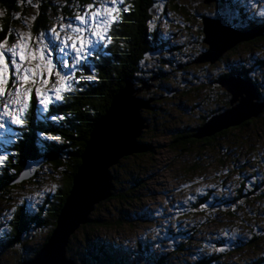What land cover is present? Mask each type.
<instances>
[{
  "label": "rangeland",
  "instance_id": "374dc122",
  "mask_svg": "<svg viewBox=\"0 0 264 264\" xmlns=\"http://www.w3.org/2000/svg\"><path fill=\"white\" fill-rule=\"evenodd\" d=\"M129 1L130 0H124V5L128 6V10L134 4ZM169 1L170 0H160L157 15L153 13L152 10L151 14L155 15L148 20L147 24L150 28L155 27L157 35L162 36L172 45L171 48L165 51L167 53V58L175 62L191 63L190 71H188L190 74H188V72H181V68L184 67L175 69L179 73H176V78L169 77L172 86L178 85L176 79L180 80L181 76L183 77L184 75L186 78H188V76L192 77L191 75H201L207 68L210 76L215 77L217 75L216 69L218 68L219 70V67L222 69L221 66L225 64L224 62L236 63L241 60L240 63L246 65V62H249V60H245L244 62L242 61V58L249 59L250 55L263 56L262 52L259 51L262 50V48L255 46L253 48L257 50H249L246 48H242L245 49V51L239 49L240 52H230V50L223 53L215 62H197L195 60L198 56L204 50H208V45L207 48H205L206 44L203 42V35L199 48L197 49L200 50L196 53L193 60H190L188 53L190 52L193 54L198 46V44L194 42L196 40H192V38L196 39V36L198 38L200 36V30H202L201 26L203 23L202 17L206 16L210 18L211 16L209 15L215 14L219 11V5L217 4L218 0H210L209 2H205L204 0H173L177 5V10L175 12L172 11V4ZM84 2L85 5L93 3V1L87 0ZM253 4L254 8H251V12L257 16L264 17V0H255ZM83 6L79 9L81 14ZM178 6L181 9H178ZM182 9H185L186 11H183ZM204 11H206L207 14L202 15ZM194 13L196 17L194 16ZM234 13L235 15L237 14V12ZM198 16L200 19H198ZM231 19L232 17L229 18V20ZM60 23H72L74 26L78 24L74 18L69 19V17H66L62 11L58 10L57 14L53 15L51 18V24L53 27L58 26ZM19 32L31 33V40L29 43L33 48L35 47L36 37L42 33H37L38 35L33 34L32 26L29 25L22 27ZM63 35L64 33L61 32V36ZM47 36L48 38H46L45 42L52 39L50 32H48ZM56 43L59 42L57 41ZM106 44L107 41L98 43L96 48L101 47V50H104ZM178 44L181 45L179 46ZM7 46H11V44H7L6 47ZM56 50L59 53L55 51L53 52V62L57 64L58 69L62 73L67 72L68 70L64 69L59 63L62 55L61 49L56 48ZM262 51H264V49ZM158 52L159 50H150L151 55L158 54ZM55 54L58 55L59 61L54 59ZM9 55L10 54H8V56L6 55V61L8 60ZM66 58L70 63L71 58ZM17 61L19 62L18 57ZM144 62L155 61L151 58H147ZM35 63L36 62L33 61V64ZM213 63H216V65L218 64V67H213ZM251 63L254 65V62ZM161 65L158 66L160 67ZM232 65L233 64L230 66ZM239 66L243 67L242 65ZM251 69L253 72L252 74L254 75L253 77H259V82H261L260 84L258 83L259 87L264 90V84L262 83V81L264 82V69L260 70V68L255 65ZM7 71L9 79L7 80L5 93L8 91H14V69L10 63ZM155 71H157L156 68ZM76 76H80L79 71L76 73ZM43 78L49 80V86L54 83L56 79L55 76H47ZM155 79L156 77L153 74V77L151 78V80H153L152 83L156 81ZM162 82L163 81L160 82V80H157L156 85L159 86ZM222 83H224V81L220 80L218 88H220L221 91L230 93ZM131 84L136 90L134 92L136 97H139L138 94L142 91L147 92L150 88H154V86L148 81H143L140 86L137 87H135L133 83ZM81 85L82 82L80 80L79 84L74 86L79 88ZM183 85L188 86L186 88L180 86L181 89L184 91L188 90L189 92H191L193 88H196L197 91H200L201 93L213 92V89L218 90L214 83L191 86L188 81H184ZM163 87L165 88V91L157 88L161 93L159 99H154V97H152L146 100L148 101L150 108H142V113L140 112L142 117L144 116L143 118L146 120L145 124H147V127L144 128L141 133L143 135L142 141L140 140L141 136L139 137V140L145 145V150L122 157L120 159L121 166L120 162H118L116 165L110 167L112 181H115L113 177V174L115 173L117 176L116 185L120 190L123 187L122 184L126 186V180L131 179L128 176V172L137 168L135 172H133V175L135 176L133 179H140L139 184H132L133 186L128 187L129 189L124 191L134 190L139 196V199L136 201H123L122 191L120 195L115 196L112 194L110 197L96 204L89 215L90 219L96 214L98 218L111 220L112 222L107 227L102 226L95 231L93 229L92 232H89L88 238L84 233L85 231L83 227L86 224L91 223V220L75 229L72 235L76 233L77 239L71 244L74 246H76L77 243L79 244V246L75 247L76 252L74 251L75 253H71L70 249H68L69 251L67 250V247H69L68 245L71 242L70 236L66 246V255L68 257L70 254L68 258L72 259L75 264H81L83 261H87V254H89V251H94L96 247L98 248L101 244H103L109 252L106 256V258L109 257V259L106 260V258H103L101 264H155L153 263V260H151V257H154V259L159 261L157 264H161V260L164 261L162 264H194L196 260H199L200 256L207 258L208 255L213 254V252H220L221 248H216L215 245L226 241L229 242L232 238H235V233L239 235L240 232L243 231L244 227L240 228L232 226L233 224L227 221L225 217H214V215L211 214V210H215L214 208L205 206L199 207V205L198 207H194V204L195 201L199 199V196L203 197L206 194H214L219 200H222V195L228 194L233 196L241 181V170H245L248 174L250 168L249 165H251V169L253 168L254 170L256 167L257 170L261 172L259 177L264 174V161L259 165L260 160L264 159V119L262 118L258 121H251L247 126L234 130L232 131L233 133L231 132L235 135V139L233 140H238L237 143L239 144L240 149H233L229 146L228 148L232 149H230V153H227L229 155L236 151L238 154V152L241 151L242 153L238 154L237 157L239 158L236 160L241 161L243 166H236L234 168L228 166L227 163L236 158L234 155H229V157L227 156L223 159V162L225 163L218 162L219 149L217 151L214 148L217 146L216 143L208 147L206 146V150H208L207 152L209 154L199 153V157L195 152H200L203 148L198 146L195 141H192L191 143L193 147L190 148L192 153L189 154V152H186L185 154L183 151L177 150L176 146L178 145L177 143H173L172 139L176 137V131H184L190 127L195 128L200 122L199 116L204 114L208 107L202 106L199 108L200 106L197 105L192 106L191 104L195 102L191 100L189 101L188 97L187 99L181 97L180 94L174 92L175 90H170L171 87L166 83ZM171 91H173V93ZM32 101L36 102L37 106L41 108V105L35 98L34 91L31 93L29 111L32 107ZM152 103H155L154 105L160 108L162 113L156 112L155 116L152 115L151 117L153 112L150 110L152 108L150 104ZM179 104H183V106ZM29 111L27 119L30 116ZM220 113H222V111ZM216 115H213V117ZM153 117L157 120L156 123L154 122ZM154 127L157 128L156 131L152 130ZM18 128L20 129L19 126L13 125L10 121H6L5 129H0V155L8 156L7 152H9L8 150L10 148L8 144L12 143L11 140H13L12 138L17 133ZM163 128L167 129V131L165 130L166 133L162 130ZM5 140L10 141V143H4ZM245 141L254 144V152H250L253 159H251L250 162L245 159L244 155H241L246 151L245 147H243L244 145L246 146ZM152 146L155 147V150L146 152V149L152 148ZM15 159H17V157ZM194 162L196 166L194 165ZM4 164L5 161L0 165V170L3 169ZM45 164L48 165L47 167L49 169L47 170L49 171H45V174L42 177L39 176L33 180L34 176L38 174V167H35L34 165L33 167L27 162L21 173H29L31 175L20 181V183H22L20 186L22 187L10 189L7 192L8 196L0 199V236L4 235L3 232L11 231L10 227H17L15 232L11 231L10 234H13L12 237L14 241H16L17 245L19 244L21 247L18 248L19 246H15L10 252H8V254L6 251L3 256L0 257V264H17L21 257H23V259L26 258L27 260L32 259L37 253L35 252L32 254L34 248L40 250L45 242L44 236L48 233V228L28 237V234L26 235L27 232L23 230L25 226L21 225V223L24 225L23 221H19L14 217L15 214L18 213L21 204H24L27 208L33 209L35 205L41 203L45 195L57 193L63 180L60 178V175L58 176L55 172L52 164ZM236 164L239 165L238 162H236ZM10 168L13 172L12 166ZM11 171L10 173H12ZM24 181L27 182L24 183ZM198 188L201 191L198 192ZM114 193H116V191ZM101 205H103V207H101ZM12 209H15V211H12ZM190 209H192V211ZM122 216H127L129 221L134 220L127 222L123 220L124 218ZM130 217L133 219H130ZM215 218L219 220H215ZM115 219H119V222L114 221ZM249 219L252 220L250 217ZM257 219L258 221L261 220L259 218ZM16 231H18V235ZM34 232L35 231H32L31 233ZM217 239H220L221 241L212 243V241ZM223 239L225 240L223 241ZM81 240L82 243H80ZM23 243L25 244V248L22 246ZM91 247L92 249H90ZM215 248L217 251H215ZM82 252H85L86 255H83ZM263 252L264 243H261L252 249H242L241 247H238L223 252L224 254H228V257L226 260L224 259L222 261H224V264L230 262L233 264H241L240 262L246 260L247 262L242 264H252L253 260L258 257L262 258V261L259 260V263L264 264V254L263 256H260ZM166 253L167 256L163 255ZM71 254H74L75 258H72L73 256ZM214 263L215 262H213V264Z\"/></svg>",
  "mask_w": 264,
  "mask_h": 264
},
{
  "label": "trees",
  "instance_id": "16d2710c",
  "mask_svg": "<svg viewBox=\"0 0 264 264\" xmlns=\"http://www.w3.org/2000/svg\"><path fill=\"white\" fill-rule=\"evenodd\" d=\"M84 1L85 0H31V2H29V0H0V41H3L5 37H7V44H13L16 42L15 33L19 32L22 27H26V25L32 26L33 34H39L42 32L45 34L46 38H48L47 34L49 32L48 30L52 27L51 18L53 15L57 14L58 10H60L66 17L73 19L75 14L80 12L79 9H81V6L85 5ZM254 1L255 0H218L217 4L219 5V11L209 16L215 17L223 24H227L240 30L264 28V17L257 16L251 12V8H254ZM129 2H133V6L126 12L121 10L119 22L111 27L109 32L111 43L107 42L104 50H101V47L96 48L88 58L87 63L83 66V74L85 76L95 75L96 79L81 80L82 85L79 88H76L77 90L75 92L65 93V99L50 105L47 112L42 111L41 108L37 106L36 102L32 101L35 104L32 103V107L29 111L30 116L25 122L26 127H20V134L12 143L8 144V146H10L8 150L10 153L7 152L8 156L5 160L4 167L0 170V199L8 196L7 192L10 189L22 187L20 186L22 183L16 182V180L27 162L32 166L34 165L35 167H38V174L34 176L33 180L36 177H42L45 174V171H49L47 170L49 169L47 167L48 165L45 163L52 164L55 172L58 176L60 175V178L63 180L57 193L45 195L41 203L35 205L33 209L27 208L24 204L19 206L18 213L15 214L14 217L19 221H23L24 225L21 222L20 223L22 226H25L23 230L27 232L26 235L28 234V237L48 228L49 231L44 236V240H46L54 229L57 216L72 186L73 175L80 165V156L90 137L92 127L94 123L106 113L113 96L120 90V88L126 85L127 81L133 83L135 87L140 86L143 81H148L154 86L153 89L150 88L149 91H142L138 94L143 100H148L152 97H154V99H159L161 93L157 88L165 91L163 86L166 83L171 87L170 90L173 89L175 90L174 92L180 94L181 97L186 99L188 97L189 101L191 100L195 102L191 104L192 106L197 105L200 106L199 108L207 106V111L199 116V124L195 128H187L188 131H176L177 135L172 139V142L175 144L177 143V150H181L185 154L186 152H189L190 154L192 153L190 148L193 147L191 142L195 141L198 146L203 148L200 152H195L199 157V153L209 154L206 148L216 143L217 148H214L217 151L219 149L218 162H223V159L227 156L229 157V155H234V157H236L234 160L227 163L231 168L243 166L241 161L236 160L239 158L237 157L238 154L242 153L241 151H239L238 154L236 151L229 155L227 153L232 148L240 149L239 144L237 143L238 140H233L235 139V135L232 134V131L247 126L251 121H258L262 118L264 119L263 106L262 111L257 116L245 120L238 125L222 129L212 135L202 137L197 136L198 130L205 125L213 115H216L221 111L224 112L231 107L230 100L232 95L226 91H221V89L218 88L220 80L222 81L233 75L236 76L240 74L245 81L252 83L257 89V100L262 103L264 102V90L258 85V83L260 84L261 82H259V77H253L254 75L252 74L253 72L251 69L254 65L259 67L260 70L264 69V51H262L264 49V30L260 35L258 34L248 40L241 41L230 51L240 52L239 49L242 48L253 50L255 49L253 47L257 46L262 48V50L259 51L262 52L263 56L256 55V57L255 55H250L249 59L242 58V61L244 62L245 60H249V62H246L248 65L241 64V60L236 63L223 61L226 64L223 65L224 68L226 66L228 67L225 70L220 67L218 70V64L216 65V63H213V67L217 68V75L215 77H211L208 73L209 70L206 68L201 75H191L192 77L188 76V78H186L185 75L183 77L181 76V81L176 79L178 85L172 86L169 77L176 78V73H179L175 69L184 67L181 68V72L187 73L190 71L191 63L175 62L167 58V53L165 51L171 48L172 45L162 36L157 35L155 27L150 28L147 24L149 19L155 14L157 15L160 0H130ZM169 2L172 4V11L175 12L177 10V5L173 0H170ZM178 9L181 8L178 6ZM152 10L155 14H151ZM182 10L186 11L185 9ZM234 12H237V14L235 15ZM203 14L205 15L207 12L204 11L202 15ZM17 15L19 18H16ZM194 16L196 17L195 13ZM32 17H35V20H33ZM231 17L232 19L229 20ZM198 19H200V17ZM10 29L13 30L11 35H9ZM202 33V30H200L199 38L197 36L195 37L196 39L192 38V40H196L194 42H196L198 46L193 54L190 52L188 53L190 60H193L196 53L200 50L197 49L199 48L201 38L204 34ZM178 45L180 46L181 44ZM205 48H207V44ZM150 50H159V52L158 54L151 55ZM242 51H245V49H242ZM55 52L59 53L57 50H55ZM54 57L56 61H59L57 54H55ZM219 57L217 59H219ZM147 58H151L155 62H144ZM216 60L202 62H215ZM251 62H254V65ZM231 64L233 65L230 66ZM158 65L161 66L159 67ZM239 65H242L243 67ZM155 68L157 71H155ZM153 74L156 77V81L152 83L153 80H151V78L153 77ZM188 74H190V72H188ZM157 80L163 82L157 86ZM184 81H188L191 86L214 83L218 90L213 89V92L208 91L209 93H201L200 91H197L196 88H193L191 92L188 90L184 91L181 87L186 88L188 86L183 85ZM262 83L264 84L263 81ZM171 92L173 93V91ZM154 104L155 103L150 104L152 107L150 110L153 112L151 117L152 115L155 116L156 112L162 113V110ZM179 105L183 106V104ZM51 116H62L64 119L54 121L51 119ZM153 119L156 123L157 120L154 117ZM152 130L156 131L157 128L154 127ZM162 130L164 132L165 130L167 131L166 128H163ZM51 136H58L60 137V140L57 141L48 138ZM142 136L143 135L141 134V141ZM245 142L246 146L244 145L243 147H245L246 151L241 155H244L245 159L250 162V160L253 159L250 152H254V144L248 141ZM229 146L232 148H228ZM154 150L155 147L152 146V148H147L146 152ZM16 157L17 159H15ZM263 161L264 159L260 160V163L258 162L259 165ZM236 162H238L239 165L236 164ZM194 165L196 166L195 162ZM11 166L13 172L11 171ZM249 167L248 174L245 170H241V181L233 196L228 194L222 195V200H219L214 194H206L203 197L199 196V199L195 201L194 207H198L199 205V207L205 206L214 208L215 210H211L212 212L210 211L214 217H225L227 221L233 224L232 226L244 228L239 235L235 233V238H232L229 242L226 241L215 245L216 248H221L223 251L219 252L215 248L217 253L213 252V254H209L207 258L200 256L199 260H196L194 264H213V262H215L214 264H224V261L222 260H226L228 254H224L223 252L238 247H241L242 249H252L261 243H264V174L259 177L261 172L257 170L255 166L254 170L253 168L251 169V165H249ZM136 169H132L128 172V176L131 179L126 180V182L129 186H124V184H122L123 187L121 190L116 185L117 176L115 173L113 174L115 181H112V192L115 196H118L123 191V201H136L139 199V196L134 190L124 191L129 189L128 187L130 186L139 184L140 179H133L135 178L133 172H135ZM10 171L12 173H10ZM26 182L24 181V183ZM115 191L116 193H114ZM101 207H103V205H101ZM190 210L192 211V209ZM122 217L124 218L123 220L127 222L134 220L131 217L130 219H133L131 221L128 220L127 216ZM249 217L252 218V220L249 219ZM216 218L215 220H219ZM257 218L261 220L258 221ZM118 220L115 219L114 221L119 222ZM111 222V220L100 219L94 214V217H91V223H88L83 227L85 231L84 233L88 238L89 232H92L93 229L95 231L102 226L107 227ZM16 228L17 227H10L13 232H15ZM11 231L3 232L4 235L0 236V257L3 256L6 251L8 254L12 248L19 246V244L17 245V242L14 241L12 237L13 234H10ZM32 231L35 232L31 233ZM16 233L18 235V231H16ZM76 239L75 233L71 237V242L68 245L69 247H67V250L70 249L71 253L75 251V247L79 246L77 242L76 246L71 244ZM224 240L225 239H223V241ZM216 241L220 242L221 240L217 239L212 241V243ZM80 243H82V240ZM22 246L25 248L24 243ZM18 248L21 247L19 246ZM37 249L38 248H34L32 254L37 252ZM90 249H92V247ZM108 253L107 248L101 244L98 248L96 247L94 251H89V254H87L88 260L81 261V264H101L102 259L106 258ZM82 254L86 255L85 252H82ZM263 254L264 252L260 256H263ZM71 255L73 256L72 258H75L74 254ZM163 255L167 256V253ZM108 259L109 257L106 258V260ZM26 260V258L23 259V257H21L17 264H22ZM151 260H153V263L155 264L159 263L154 257H151ZM259 260L262 261V258H255L252 264H262L259 263ZM245 262L247 261L245 260L240 263L242 264ZM162 263H164L163 260H161V264ZM228 264L233 263L230 262Z\"/></svg>",
  "mask_w": 264,
  "mask_h": 264
},
{
  "label": "water",
  "instance_id": "95a60500",
  "mask_svg": "<svg viewBox=\"0 0 264 264\" xmlns=\"http://www.w3.org/2000/svg\"><path fill=\"white\" fill-rule=\"evenodd\" d=\"M202 22L203 42L208 45V50L199 55L195 60L197 62L214 61L225 49L255 36L233 31L222 25L217 18L205 16ZM222 81L232 95L231 107L203 125L198 130V137L238 125L262 111L264 104L254 101L257 93L252 84L234 78ZM135 91L131 82H126L113 96L106 113L94 123L54 229L34 258L22 264H75L66 255L69 236L80 225L91 220L89 215L96 204L113 194L110 167L116 165L122 157L145 150L139 137L147 124L140 112L142 108L150 107L148 101L134 95ZM30 175L21 173L17 182Z\"/></svg>",
  "mask_w": 264,
  "mask_h": 264
},
{
  "label": "snow or ice",
  "instance_id": "6c2138e0",
  "mask_svg": "<svg viewBox=\"0 0 264 264\" xmlns=\"http://www.w3.org/2000/svg\"><path fill=\"white\" fill-rule=\"evenodd\" d=\"M121 10L128 11L124 0H93V3L83 6L82 14L80 12L75 14L74 19L78 22L77 25L60 23L58 26H53L48 30L52 39L45 42L46 36L41 33L36 37L34 48L29 43L31 33L16 32V42L11 46L6 47L7 37L0 41V129H5L6 121L21 128L26 127L25 122L33 91L37 102L41 105V110L47 112L50 105L65 99V93L75 92L77 89L74 85L79 84L80 80H95V75L83 74V66L98 43L105 41L111 43L109 32L112 25L119 22ZM16 18L19 16L17 15ZM32 19L35 20V17ZM12 32L13 30L10 29L9 35ZM61 32L64 33L63 36ZM57 41L59 43H56ZM56 48L61 49L59 63L68 70L67 72L62 73L53 62L52 54ZM8 54L10 55L6 61ZM66 57L71 58L70 63ZM33 61L36 63L33 64ZM9 63L14 69V91L5 93L9 79L7 71ZM78 71L79 77L76 76ZM47 76L56 78L50 86L49 80L43 78ZM51 119L62 120L64 117L51 116ZM48 138L60 140L58 136ZM4 143H10V141L5 140ZM6 159V155H0V165ZM197 191L201 190L198 188ZM220 250L223 251V249Z\"/></svg>",
  "mask_w": 264,
  "mask_h": 264
},
{
  "label": "bare ground",
  "instance_id": "6f19581e",
  "mask_svg": "<svg viewBox=\"0 0 264 264\" xmlns=\"http://www.w3.org/2000/svg\"><path fill=\"white\" fill-rule=\"evenodd\" d=\"M41 4H42V3H41ZM210 18L215 19V17H210ZM218 20H219V19H218ZM219 21H220V20H219ZM220 23H221L222 25H224V26L229 27V28L232 29L233 31L248 34V36H253V35H258V34L260 35V34L263 32V30H264V28L249 29V30H240V29H237V28H233V27H231V26H229V25L223 24L221 21H220ZM238 44H239V43H238ZM233 47H234V46H233ZM233 47L228 48V49H225L224 52H226V51L232 49ZM229 78L240 79V80H244V81H245V79L242 78V77L240 76V74H239V75H236V76L233 75V76H231V77H229ZM246 82H247V81H246ZM248 84H249V83H248ZM250 84H252V83H250ZM252 85H253V84H252ZM253 87H255V86L253 85ZM255 89H256V88H255ZM256 92H257V89H256ZM254 101H255V102H259V103H261V104H264V102H263V103L260 102L259 100H257V98H256ZM71 236H72V234L70 235V238H71Z\"/></svg>",
  "mask_w": 264,
  "mask_h": 264
},
{
  "label": "flooded vegetation",
  "instance_id": "af4514ba",
  "mask_svg": "<svg viewBox=\"0 0 264 264\" xmlns=\"http://www.w3.org/2000/svg\"><path fill=\"white\" fill-rule=\"evenodd\" d=\"M226 25H227V24H226ZM230 50H231V49H230ZM230 50H228V51H230ZM228 51H226V52H228ZM221 67H222L223 70H225V69L227 68V67L224 68V66H221Z\"/></svg>",
  "mask_w": 264,
  "mask_h": 264
}]
</instances>
